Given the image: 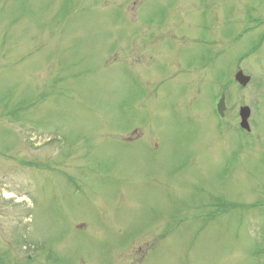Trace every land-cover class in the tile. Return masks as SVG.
Segmentation results:
<instances>
[{"label": "rangeland", "instance_id": "rangeland-1", "mask_svg": "<svg viewBox=\"0 0 264 264\" xmlns=\"http://www.w3.org/2000/svg\"><path fill=\"white\" fill-rule=\"evenodd\" d=\"M0 264H264V0H0Z\"/></svg>", "mask_w": 264, "mask_h": 264}, {"label": "water", "instance_id": "water-1", "mask_svg": "<svg viewBox=\"0 0 264 264\" xmlns=\"http://www.w3.org/2000/svg\"><path fill=\"white\" fill-rule=\"evenodd\" d=\"M235 80L241 85L245 86L249 82L250 77L244 75L243 72L239 70L235 74ZM223 110H224V97L220 99V102L218 104V112L220 113V115H223ZM239 115L241 117L240 126L246 130H249V124H248V117L250 115L249 107L247 106L240 107Z\"/></svg>", "mask_w": 264, "mask_h": 264}]
</instances>
